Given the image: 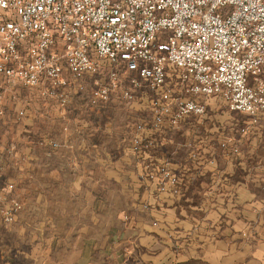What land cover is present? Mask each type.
Wrapping results in <instances>:
<instances>
[{"label":"built area","instance_id":"2783aa9c","mask_svg":"<svg viewBox=\"0 0 264 264\" xmlns=\"http://www.w3.org/2000/svg\"><path fill=\"white\" fill-rule=\"evenodd\" d=\"M104 67L109 83L98 85L91 105L102 107L113 91L126 103L134 90L153 92L141 96L151 116L130 138L138 157L155 133L203 116L209 98L256 123L264 112V0H0L5 88L36 89L66 107L70 86ZM119 70L132 74L128 87ZM146 168L159 192H179L166 163ZM20 209L0 188V220L11 224Z\"/></svg>","mask_w":264,"mask_h":264},{"label":"crops","instance_id":"0c3cea01","mask_svg":"<svg viewBox=\"0 0 264 264\" xmlns=\"http://www.w3.org/2000/svg\"><path fill=\"white\" fill-rule=\"evenodd\" d=\"M143 94L133 91L131 110ZM141 121L146 120H125L121 133L130 140ZM186 121L180 123L182 128ZM58 122L59 136L43 135L58 145L56 159L63 150L69 152V173L75 177L65 180L55 163L54 182L42 185L44 190L53 188V197L45 191L36 199L43 214L39 231L52 232L57 243L54 255L49 257L45 248L37 264H264V166L236 165L221 156L216 164L205 163L206 155L193 157L175 148L192 137L185 133L180 140L172 134L166 153L155 146L132 160L130 152L116 159L99 152L100 176L95 178L90 169L78 180L77 158L88 163L93 155L87 142L81 156L74 154L79 147L76 138L79 132L85 140L90 138L91 121ZM151 163H166L175 173L177 194L157 190L147 176L146 165ZM110 183L119 188V200L104 193Z\"/></svg>","mask_w":264,"mask_h":264},{"label":"rangeland","instance_id":"374dc122","mask_svg":"<svg viewBox=\"0 0 264 264\" xmlns=\"http://www.w3.org/2000/svg\"><path fill=\"white\" fill-rule=\"evenodd\" d=\"M119 71L121 86L128 87L132 74ZM106 83H109L108 70L104 67L97 74L87 75L77 84L71 85L67 91L71 96V103L66 107H59L55 101L43 98L36 89H7L0 81V188L8 198H14L21 204V209L11 224L0 220V264H37V259L45 248L50 250L49 257L54 255L57 238L52 232L39 231L43 214L39 212L36 199L45 191H48L47 196L53 197V188L44 190L42 185L44 182H54L52 172L55 163L65 172V180L75 177L72 175L71 178L69 173V152L63 150L56 159L53 156L58 151H54L55 147L49 145L54 140L52 137L59 136V120L91 121L92 131L87 134L90 138L85 140L87 137L83 132H79L76 138L79 147L74 154L81 156L87 142L91 144L87 148H92L93 155L92 162L90 160L88 163L77 158L78 180H84L81 177L90 169L95 178L100 176L97 168L99 152L111 155L112 159L123 157L124 151L130 152L132 160L134 157L138 158L130 151L128 135L121 133L124 128L122 124L125 120H148L150 111L137 106V102L131 110L132 105L124 102L118 91H113L102 107L91 105V94L98 85ZM152 95L153 92L146 90L142 98ZM206 101L203 116L185 119L187 125L183 128L179 125L180 128L172 132L155 133V142L146 151L157 146L166 153L169 150L166 147L167 141L172 139V134L180 140V135L189 133L192 137L184 141V144L179 142L181 146L175 148L187 150L193 157L204 154L208 157L205 163L216 164L218 156H221L228 163L236 165L264 166V112L256 123H252L246 115L229 111L216 99L209 98ZM105 120H110L113 124L105 127L102 125ZM44 132L52 137L44 136ZM66 149L69 150V147ZM45 153L50 156H44ZM110 184L108 192L105 190L104 193L110 192L115 200H119L116 194L119 188L116 184Z\"/></svg>","mask_w":264,"mask_h":264}]
</instances>
